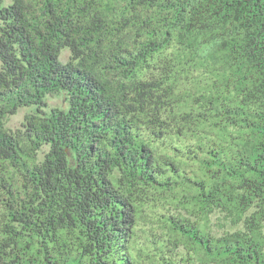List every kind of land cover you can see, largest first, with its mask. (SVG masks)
<instances>
[{"label":"trees","instance_id":"trees-1","mask_svg":"<svg viewBox=\"0 0 264 264\" xmlns=\"http://www.w3.org/2000/svg\"><path fill=\"white\" fill-rule=\"evenodd\" d=\"M263 227L264 0H0V264H264Z\"/></svg>","mask_w":264,"mask_h":264},{"label":"rangeland","instance_id":"rangeland-1","mask_svg":"<svg viewBox=\"0 0 264 264\" xmlns=\"http://www.w3.org/2000/svg\"><path fill=\"white\" fill-rule=\"evenodd\" d=\"M69 50L64 48L61 50L59 59L61 62H66L69 58ZM46 106L43 107L45 111H49L52 107H66V103L63 99L62 95L57 96H47L45 98ZM36 110L35 106H25L20 107L17 112L13 115L7 117L4 121V126L9 129H16L22 123L24 116L27 113L34 112ZM44 149H46L44 147ZM222 221V215L219 213H214L208 217V226L214 231L219 230V225ZM264 232V227H263ZM142 233L141 231L139 232ZM139 247V246H138ZM136 251V250H135ZM156 257L153 255V247L150 244L144 245L143 253L140 257L137 258L138 264H158L156 261Z\"/></svg>","mask_w":264,"mask_h":264}]
</instances>
